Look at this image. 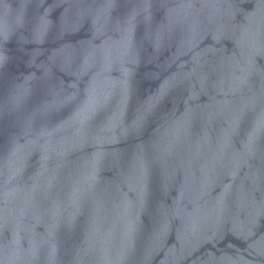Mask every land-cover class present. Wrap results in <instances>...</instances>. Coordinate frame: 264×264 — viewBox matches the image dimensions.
Segmentation results:
<instances>
[{"label": "water", "instance_id": "water-1", "mask_svg": "<svg viewBox=\"0 0 264 264\" xmlns=\"http://www.w3.org/2000/svg\"><path fill=\"white\" fill-rule=\"evenodd\" d=\"M0 264H264V0H0Z\"/></svg>", "mask_w": 264, "mask_h": 264}]
</instances>
